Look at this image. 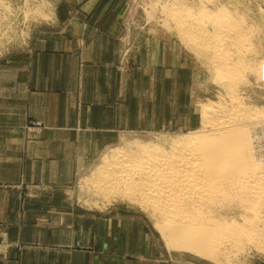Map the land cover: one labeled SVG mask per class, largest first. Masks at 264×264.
Here are the masks:
<instances>
[{
  "label": "rangeland",
  "instance_id": "1",
  "mask_svg": "<svg viewBox=\"0 0 264 264\" xmlns=\"http://www.w3.org/2000/svg\"><path fill=\"white\" fill-rule=\"evenodd\" d=\"M211 1L245 16L256 69L243 75L234 96L244 107L264 111V74L257 71L264 59V0ZM174 3L196 8L197 0H0V84L14 82L36 37L86 40L79 45L85 49L83 64L78 63L75 77L72 69L70 74L74 122L61 147L48 141L53 151H67L68 171L61 173L60 185L32 189L30 195L51 197L46 207L78 215L86 228L95 225L101 250L122 264L220 263L178 247L139 205L95 195L89 185L118 151L195 132L204 105L230 102L204 57L178 37L167 19L165 11ZM257 129V136H264V125ZM24 130L36 137L43 125L31 119ZM261 143L260 157L253 156L257 160H264V137ZM262 244L232 249L220 264H264Z\"/></svg>",
  "mask_w": 264,
  "mask_h": 264
},
{
  "label": "bare ground",
  "instance_id": "2",
  "mask_svg": "<svg viewBox=\"0 0 264 264\" xmlns=\"http://www.w3.org/2000/svg\"><path fill=\"white\" fill-rule=\"evenodd\" d=\"M165 15L178 37L204 57L230 102L204 105L195 132L118 151L89 185L95 195L139 205L178 247L221 263L232 249L264 242V160L253 157L263 146L257 128L264 111L234 96L243 75L256 69L255 49L245 16L226 5L174 3ZM259 64L261 77L264 59Z\"/></svg>",
  "mask_w": 264,
  "mask_h": 264
},
{
  "label": "crops",
  "instance_id": "3",
  "mask_svg": "<svg viewBox=\"0 0 264 264\" xmlns=\"http://www.w3.org/2000/svg\"><path fill=\"white\" fill-rule=\"evenodd\" d=\"M81 43L83 36L36 37L14 82L0 84V264H122L101 250L95 225L86 228L78 215L46 207L51 197L30 195L60 185L68 171L67 151L57 148L74 122L70 74L75 77L83 61ZM31 119L43 125L36 137L24 130ZM48 141L56 142V151Z\"/></svg>",
  "mask_w": 264,
  "mask_h": 264
}]
</instances>
